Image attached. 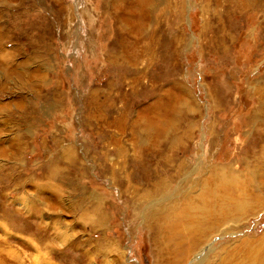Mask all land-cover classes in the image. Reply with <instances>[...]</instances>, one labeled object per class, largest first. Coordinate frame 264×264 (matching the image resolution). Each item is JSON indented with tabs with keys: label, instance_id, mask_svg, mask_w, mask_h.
Here are the masks:
<instances>
[{
	"label": "rangeland",
	"instance_id": "1",
	"mask_svg": "<svg viewBox=\"0 0 264 264\" xmlns=\"http://www.w3.org/2000/svg\"><path fill=\"white\" fill-rule=\"evenodd\" d=\"M243 1L0 0V264H264Z\"/></svg>",
	"mask_w": 264,
	"mask_h": 264
},
{
	"label": "bare ground",
	"instance_id": "2",
	"mask_svg": "<svg viewBox=\"0 0 264 264\" xmlns=\"http://www.w3.org/2000/svg\"><path fill=\"white\" fill-rule=\"evenodd\" d=\"M244 5V4H243ZM229 180L228 179H226V178H223V180H221L220 181V187H219V192L217 193L218 195H216V193H212L211 195H209L208 194V196H207V198H206V200L207 201H213L214 202V205H213V207H212V210L211 209H209V211L207 212V210H206V214H205V216L204 217H206V220L208 219V217H215L216 218V220L218 221L219 219H221L222 217H219V215L221 214L219 211H220V207L219 206H222L223 208H224V210H226V208L228 207H226V205H223L222 203H224V202H222V199H225L224 197L225 196H223V197H221L222 196V194H223V191L225 190L224 188L227 186V185H229L230 184V182H228ZM210 183L211 184H213V180L212 181H210ZM212 186V185H211ZM210 186V187H211ZM209 187V182H207V188L209 189L210 188ZM211 190L214 192V189H209L208 190V192H211ZM217 203V204H216ZM218 203H219V206H218ZM243 206V205H242ZM235 207V206H234ZM229 208H232L233 209V206L230 204L229 205ZM237 210V209H236ZM212 212V214H209V213H211ZM203 214V213H202ZM201 214V215H202ZM199 215V214H198ZM204 215V214H203ZM202 215V216H203ZM210 215H212V216H210ZM203 218V217H202ZM218 226V225H217ZM214 229H216L215 228V226H214ZM213 229V226L211 227V228H209V231H213L214 230ZM169 246H170V244L169 243H167ZM170 248V247H169ZM191 248H192V246H188V249H186V250H184V252L185 253H182L183 255H182V257H181V261L182 260H184V259H186L185 257H187V255L189 254V252H190V250H191ZM162 250H163V252L164 253H167V248H166V244H165V246H162ZM171 250V249H170ZM169 256V255H168ZM254 258V257H253ZM237 260V259H236ZM168 264H173V262L171 263V261L169 260V262H168ZM253 264V263H252Z\"/></svg>",
	"mask_w": 264,
	"mask_h": 264
},
{
	"label": "crops",
	"instance_id": "3",
	"mask_svg": "<svg viewBox=\"0 0 264 264\" xmlns=\"http://www.w3.org/2000/svg\"><path fill=\"white\" fill-rule=\"evenodd\" d=\"M243 2H245V3H243L244 4V8H248V7H251V6H253V0H246V1H243Z\"/></svg>",
	"mask_w": 264,
	"mask_h": 264
}]
</instances>
